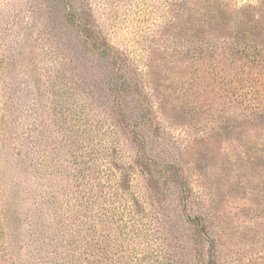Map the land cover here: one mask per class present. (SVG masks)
I'll return each instance as SVG.
<instances>
[{
	"label": "rangeland",
	"instance_id": "obj_1",
	"mask_svg": "<svg viewBox=\"0 0 264 264\" xmlns=\"http://www.w3.org/2000/svg\"><path fill=\"white\" fill-rule=\"evenodd\" d=\"M181 2L0 0V264H264V114L227 83L264 75V0L212 54Z\"/></svg>",
	"mask_w": 264,
	"mask_h": 264
},
{
	"label": "trees",
	"instance_id": "obj_2",
	"mask_svg": "<svg viewBox=\"0 0 264 264\" xmlns=\"http://www.w3.org/2000/svg\"><path fill=\"white\" fill-rule=\"evenodd\" d=\"M185 2V3H184ZM182 6H188L187 17L196 16L198 22L195 21V53L201 54L203 52L212 54L217 47H222L229 52H237L235 50L237 45H242L241 52L245 50L249 45L241 40L248 31L249 20L245 19L247 11L253 10L255 6L244 5L242 7L230 6L229 0H199L201 6L196 7L199 11L198 15H195V0H182ZM259 5L264 7V4L260 2ZM205 11L207 15H205ZM213 25L229 30V34H223L221 30H215L214 34H217L212 38V42L209 41L208 34H205L203 25ZM210 32V31H209ZM109 46V45H107ZM255 48V47H254ZM251 51H249L250 53ZM261 53L264 57V50H257L254 52ZM259 60V59H258ZM253 62L248 69H238L233 71L230 77L227 79L228 89L231 92L232 99L241 107V113L248 115H263L264 114V92H261L258 88L260 84L264 83L263 71H256L257 66L262 67L261 63ZM260 145V146H259ZM260 151H264V140L258 144ZM264 157V156H263ZM203 230L205 228L203 227ZM0 238V247H1ZM212 243V240H210ZM71 246V244H69ZM80 248L77 245L68 247L66 252L67 264H86L85 259L80 253ZM1 252V250H0ZM1 258V255H0ZM209 264H216L213 258L210 259Z\"/></svg>",
	"mask_w": 264,
	"mask_h": 264
}]
</instances>
